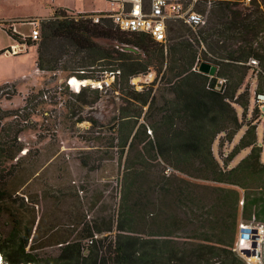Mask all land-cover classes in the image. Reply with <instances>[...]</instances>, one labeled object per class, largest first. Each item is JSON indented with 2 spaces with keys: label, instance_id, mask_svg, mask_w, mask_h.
<instances>
[{
  "label": "trees",
  "instance_id": "trees-1",
  "mask_svg": "<svg viewBox=\"0 0 264 264\" xmlns=\"http://www.w3.org/2000/svg\"><path fill=\"white\" fill-rule=\"evenodd\" d=\"M234 2L215 0L196 27L169 19L164 41L120 30L108 17L94 22L90 12L67 13L65 6L40 20L39 39L26 40L37 44V68L56 71L68 55L65 63L82 71L79 78L100 80L85 73L92 68L113 75L109 87L121 103L112 135L101 138L111 155L95 158L93 169L117 157L123 169L116 195L75 180L67 192L51 193L46 181L38 185L40 167L29 163L34 157L20 138L35 114L28 104L42 89L31 92L23 108L0 115L8 118L0 121L2 264H245L233 250L240 217L264 223V191L248 192L264 184L255 127L249 125L231 150L229 158L248 148L232 167H221L212 145L220 133L232 138L241 127L238 107L244 112L255 94L264 93V0L243 8ZM50 40L58 44L54 51ZM201 62L214 65V74L200 71ZM151 70L153 82L160 76L157 87L135 89L131 78ZM251 70L257 80L252 93L243 86ZM105 88L84 85L74 96L90 106ZM87 120L99 132L97 121ZM87 161L81 157L83 166ZM161 214L158 229L148 220ZM174 226L188 232L186 242L160 237L172 236Z\"/></svg>",
  "mask_w": 264,
  "mask_h": 264
},
{
  "label": "rangeland",
  "instance_id": "rangeland-1",
  "mask_svg": "<svg viewBox=\"0 0 264 264\" xmlns=\"http://www.w3.org/2000/svg\"><path fill=\"white\" fill-rule=\"evenodd\" d=\"M214 1L209 4L196 3L194 8L201 12L206 20L209 12L215 6ZM234 1L236 7L239 8L249 6L250 2V0ZM59 3L66 5L67 13L73 15L76 14L78 9L92 10L109 6L105 0H0V50H3L0 52V85L4 86L0 90V115L23 108L29 94L42 89V96H38L28 104L27 108L28 111L35 112L36 115H32L31 119L26 122L28 128L20 133L21 141L26 145L25 147L30 148L34 157L31 156L32 159L28 160L29 163L30 161L32 164L37 162L40 167L38 185L44 184L43 181H46L51 187L49 188L51 193L57 188L67 192L70 190L68 187L74 180L76 184L84 181L88 188L99 184L98 188L103 194L116 195L123 169L122 161H119L118 157L113 162L102 160V164L93 169L95 158L111 155L110 151L105 155L108 143L105 146L103 142L105 140H101V138L112 135V124L117 117V105L121 103L118 92L111 90L109 87L114 78L113 75L106 71L101 74L99 70H93L92 68L85 69V73L98 75L101 77L100 80H92L88 77L79 78L77 71H82L65 63L67 57H69L68 55L61 56L58 62L60 68L56 71L39 69L35 63L37 44L27 45L24 50L19 47L17 50V40L4 29L13 27L18 32L29 33L32 27L29 20L34 19L39 26L40 20L50 16ZM57 46L58 44L55 41L50 40L47 43V47L51 51H54ZM14 50H17V52ZM71 77L80 79L83 83L77 90L70 84ZM159 77L153 82L155 72L151 70L146 74L132 77L131 83L137 90L153 83L154 90L158 85ZM256 82V73L251 70L243 86L248 87L250 93H252L256 87ZM102 84L106 88L102 89L98 100L94 104L90 106L79 104L74 93L84 85L101 89ZM92 95V93L87 92L86 98L91 99ZM252 102L254 103V101H251L244 112L238 107L241 127L234 133L232 138L227 139L224 133H220L213 142V154L223 168L232 167L248 153V148H244L229 158L231 150L249 125L255 127L256 143L260 147V157L264 163V116L261 115L260 108L255 103L254 107ZM79 117L85 119L77 123L76 120ZM89 117L97 121L98 128L95 129H99V132H94V129L90 128L91 122L87 120ZM6 120L8 121V118L0 119L2 123H5ZM95 136L100 138L95 139ZM87 151H90V153H87ZM81 157L88 160L86 167L81 164ZM174 173L178 177L182 175L177 171H174ZM182 176L201 184L214 183L208 180H195L185 175ZM171 180L175 181L174 179ZM195 188L198 189V193L207 191L202 187ZM261 191H264V184L260 188H249L248 190L251 195ZM240 193L245 194L243 189H240ZM171 212L177 213V209L173 208ZM163 217V214H161L156 216L153 221L149 219L148 222H152L155 228H158L164 223ZM240 222L256 227L261 223L252 216L249 219L240 217L239 224ZM171 231L172 236L160 237H168L176 242H186L188 240L185 238L188 233L185 229L174 226ZM256 237V240L260 241V236ZM236 254L238 255V253ZM238 256L242 258L241 255ZM242 261L247 264L244 258H242Z\"/></svg>",
  "mask_w": 264,
  "mask_h": 264
},
{
  "label": "built area",
  "instance_id": "built-area-1",
  "mask_svg": "<svg viewBox=\"0 0 264 264\" xmlns=\"http://www.w3.org/2000/svg\"><path fill=\"white\" fill-rule=\"evenodd\" d=\"M108 7L102 9L80 10L90 12L94 22H98L100 17H108L113 23L123 31L143 33L153 37L155 40L164 41L169 19H180L196 27L205 23V17L194 8L196 3H211L213 0H105ZM29 33L18 32L21 42H18L19 49H25L26 40L37 41L40 37L38 24L34 19ZM17 50H14L17 52ZM254 103L260 108L261 115L264 116V93H257L254 96ZM242 203V201H240ZM256 230V231H255ZM264 234V223L258 227L248 223L240 222L238 226L237 238L234 242L233 250L241 255L247 264H264L262 252V237ZM260 236V241L256 240ZM261 242V243H260ZM242 248H248L249 253H242ZM258 260V261H257Z\"/></svg>",
  "mask_w": 264,
  "mask_h": 264
},
{
  "label": "water",
  "instance_id": "water-1",
  "mask_svg": "<svg viewBox=\"0 0 264 264\" xmlns=\"http://www.w3.org/2000/svg\"><path fill=\"white\" fill-rule=\"evenodd\" d=\"M198 69L200 71H203V72H207L209 73L210 75H213L214 72H215V69L216 67L214 65H210L208 63H205V62H201L198 66ZM242 253L244 254H248L249 253V249L248 248H242Z\"/></svg>",
  "mask_w": 264,
  "mask_h": 264
},
{
  "label": "bare ground",
  "instance_id": "bare-ground-1",
  "mask_svg": "<svg viewBox=\"0 0 264 264\" xmlns=\"http://www.w3.org/2000/svg\"><path fill=\"white\" fill-rule=\"evenodd\" d=\"M71 81H70V84L72 85V87L74 89H77L79 88L83 83L80 79H77V78H74V77H71ZM262 252H263V256H264V234H263V237H262Z\"/></svg>",
  "mask_w": 264,
  "mask_h": 264
},
{
  "label": "crops",
  "instance_id": "crops-1",
  "mask_svg": "<svg viewBox=\"0 0 264 264\" xmlns=\"http://www.w3.org/2000/svg\"><path fill=\"white\" fill-rule=\"evenodd\" d=\"M56 6H65V7H67L66 5L61 4V3L57 4ZM102 9H104V8H102ZM79 10H83V9H79ZM84 10H86V9H84ZM12 19H13V17H12Z\"/></svg>",
  "mask_w": 264,
  "mask_h": 264
},
{
  "label": "clouds",
  "instance_id": "clouds-1",
  "mask_svg": "<svg viewBox=\"0 0 264 264\" xmlns=\"http://www.w3.org/2000/svg\"><path fill=\"white\" fill-rule=\"evenodd\" d=\"M1 256V255H0Z\"/></svg>",
  "mask_w": 264,
  "mask_h": 264
}]
</instances>
